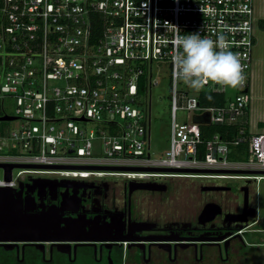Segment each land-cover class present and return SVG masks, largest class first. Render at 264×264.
I'll use <instances>...</instances> for the list:
<instances>
[{
	"label": "built area",
	"instance_id": "2783aa9c",
	"mask_svg": "<svg viewBox=\"0 0 264 264\" xmlns=\"http://www.w3.org/2000/svg\"><path fill=\"white\" fill-rule=\"evenodd\" d=\"M256 22L254 0H0V116L22 120L0 127V163L24 165L12 168L10 180L0 167V187L18 189L37 176L143 182L211 175L253 179L257 188L264 131H252L247 119ZM193 32L223 36L238 54L241 91L233 98L225 94L230 86L195 90L173 75L175 41ZM160 75L169 83V147L154 158L148 100ZM5 92L16 97L14 115L5 111ZM215 95L223 101L214 104ZM178 109L190 117L179 122ZM206 114L209 123L194 120ZM78 122L105 129L95 135ZM210 124L236 125L237 134L203 139ZM94 138L101 153L93 152Z\"/></svg>",
	"mask_w": 264,
	"mask_h": 264
},
{
	"label": "flooded vegetation",
	"instance_id": "af4514ba",
	"mask_svg": "<svg viewBox=\"0 0 264 264\" xmlns=\"http://www.w3.org/2000/svg\"><path fill=\"white\" fill-rule=\"evenodd\" d=\"M22 182L32 210L53 206L78 222L83 234L107 239L12 247L0 242V264H245L246 236L261 232L254 227L260 206L253 179L143 181L154 189L117 177L37 176ZM57 243L68 244L66 252Z\"/></svg>",
	"mask_w": 264,
	"mask_h": 264
},
{
	"label": "water",
	"instance_id": "95a60500",
	"mask_svg": "<svg viewBox=\"0 0 264 264\" xmlns=\"http://www.w3.org/2000/svg\"><path fill=\"white\" fill-rule=\"evenodd\" d=\"M150 93L148 100V131L150 139ZM14 116L2 115L0 121L15 119ZM82 120V118H76ZM200 123H209L208 115L194 118ZM24 166L20 164H2L6 180H10V173L13 167ZM106 169H124L125 167H100ZM196 172H210L207 170H188ZM132 182V181H131ZM152 183L141 182V187L154 189ZM29 186V185H28ZM24 183L20 182L18 189L8 186L0 187V242L3 245L12 247L13 243H34L42 246L44 242H69V241H89L106 240L107 237H95L89 233H82L80 225L74 220H68L62 213L53 206L42 208L38 211L30 207L31 198L23 196L22 189ZM61 210V208H60ZM254 221V219H253ZM113 240H128L127 237H110ZM60 252H66L63 246L66 243H57Z\"/></svg>",
	"mask_w": 264,
	"mask_h": 264
},
{
	"label": "rangeland",
	"instance_id": "374dc122",
	"mask_svg": "<svg viewBox=\"0 0 264 264\" xmlns=\"http://www.w3.org/2000/svg\"><path fill=\"white\" fill-rule=\"evenodd\" d=\"M264 1V0H261ZM260 29H258V32ZM258 32H255L258 33ZM258 42L261 43V51L263 61L259 67L257 74L255 75V82L259 91L251 93V103L259 109L264 107V33H260ZM260 47V46H259ZM156 84L151 88V122H150V152L154 158H160L164 156L165 151L169 147V130H170V100H169V83L166 76H157L154 79ZM55 83V82H54ZM21 91V88H20ZM241 91L239 87H227L226 96L233 98L234 95ZM191 92H193L191 90ZM249 93V92H248ZM4 96V108L7 113L14 115V107L16 105V97L13 93L5 92ZM142 96V102L144 101ZM177 120H187L190 117V113L186 110L178 109L176 112ZM10 116V115H9ZM22 122L21 119L4 120L0 122V127L3 129L15 128ZM78 126L88 130H93L95 135L100 134V131L105 129V125L100 122H78ZM93 152L98 154L102 152L101 139L94 138ZM2 177V170L0 169V178ZM257 196L259 208L260 222L254 225L256 228H260L261 232L251 233L246 236L247 239L245 247L243 248L245 256V264H264V179H260L257 184ZM251 242V243H250Z\"/></svg>",
	"mask_w": 264,
	"mask_h": 264
},
{
	"label": "clouds",
	"instance_id": "9594fccd",
	"mask_svg": "<svg viewBox=\"0 0 264 264\" xmlns=\"http://www.w3.org/2000/svg\"><path fill=\"white\" fill-rule=\"evenodd\" d=\"M172 63L173 75L195 90L210 82L236 87L242 81L239 56L228 50L223 36L215 40L201 36L200 32L179 36Z\"/></svg>",
	"mask_w": 264,
	"mask_h": 264
},
{
	"label": "crops",
	"instance_id": "0c3cea01",
	"mask_svg": "<svg viewBox=\"0 0 264 264\" xmlns=\"http://www.w3.org/2000/svg\"><path fill=\"white\" fill-rule=\"evenodd\" d=\"M254 14L257 18V22L255 25V32H258V29L260 31L256 33V45L252 51V68H251V78L249 82V92L255 93L259 91L257 89V85L255 82V75L257 74L259 70L260 65L262 64L263 57H262V51H261V45L262 42H258V37L260 36V33H264V1L261 0H254ZM260 46V47H259ZM248 125L249 128L254 131H264V107L263 109H259V107H255L252 105L251 101L249 104V111H248ZM234 156V155H233ZM233 159H237L235 156L232 157ZM256 186V184H255ZM257 191V188H256Z\"/></svg>",
	"mask_w": 264,
	"mask_h": 264
},
{
	"label": "trees",
	"instance_id": "16d2710c",
	"mask_svg": "<svg viewBox=\"0 0 264 264\" xmlns=\"http://www.w3.org/2000/svg\"><path fill=\"white\" fill-rule=\"evenodd\" d=\"M212 98L214 99V104H219L223 101L221 95H215ZM214 133H218L223 139H230L237 134V128L236 125L226 126L220 124H210L202 126L203 139L209 138Z\"/></svg>",
	"mask_w": 264,
	"mask_h": 264
}]
</instances>
